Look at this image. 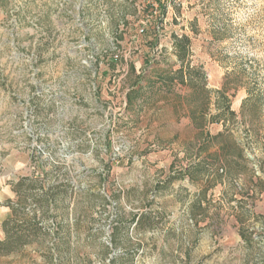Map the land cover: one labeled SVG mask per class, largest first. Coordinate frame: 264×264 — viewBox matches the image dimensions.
I'll return each mask as SVG.
<instances>
[{
    "label": "rangeland",
    "instance_id": "obj_1",
    "mask_svg": "<svg viewBox=\"0 0 264 264\" xmlns=\"http://www.w3.org/2000/svg\"><path fill=\"white\" fill-rule=\"evenodd\" d=\"M173 34L197 88L160 86ZM222 89L236 118L198 127ZM25 197L0 264H264V0H0V240Z\"/></svg>",
    "mask_w": 264,
    "mask_h": 264
},
{
    "label": "trees",
    "instance_id": "obj_2",
    "mask_svg": "<svg viewBox=\"0 0 264 264\" xmlns=\"http://www.w3.org/2000/svg\"><path fill=\"white\" fill-rule=\"evenodd\" d=\"M161 6L163 12L165 13L167 11L166 5L163 4ZM173 39L175 41L174 48L176 56H178L179 67L171 72L160 73L158 78L160 86L163 88H167L168 90L174 88L176 84L188 86L192 85L193 87L197 88L200 84L198 80L202 73L197 67L191 66L187 63L192 40L190 36L186 34H183L181 36L173 34ZM242 61L243 62L237 64V67L233 68L232 71L228 73L227 78H232V80L241 83V85L247 88L248 96L244 100V106H246L248 103L256 101V99L260 96V92L257 90V87L255 85L256 83L253 80L255 79L254 72L252 70L253 65L249 62V59L247 58L245 59L243 57ZM212 92V90L208 89L209 94ZM214 92L216 94L215 103L217 107V112L214 114H210L208 113V109H205L199 114V117H196L195 114H192L197 126L200 128H202L207 122H224L226 124L227 120H232L236 118V113L231 108V101L228 95H226L225 89L216 90ZM140 93L141 89L132 88L127 96L128 103L132 104L134 100L140 96ZM226 136L227 133L225 132H219L216 135H210V137L215 140H219ZM201 166L202 165L198 163L193 166V168ZM187 172L191 173L190 170H187ZM21 184L22 183H18V186H20ZM22 187H17V191L20 192ZM25 199L27 198L25 197L23 198V200L21 198L18 204L9 203L10 207L15 213V216L7 217L8 219L3 222V230L6 235L3 240H0V255H9L10 253L19 250L25 245L32 243L33 240L30 237L32 235L38 234L39 230L42 228L38 226L37 217H20V213L21 215L25 213V205H22V202H24ZM137 225L144 228L153 227V224L149 219L147 213L142 214L137 219Z\"/></svg>",
    "mask_w": 264,
    "mask_h": 264
}]
</instances>
